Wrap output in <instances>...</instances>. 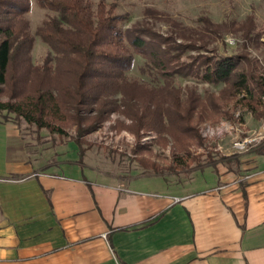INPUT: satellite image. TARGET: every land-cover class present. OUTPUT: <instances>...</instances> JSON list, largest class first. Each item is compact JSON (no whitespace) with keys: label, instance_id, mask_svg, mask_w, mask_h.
Wrapping results in <instances>:
<instances>
[{"label":"crops","instance_id":"obj_1","mask_svg":"<svg viewBox=\"0 0 264 264\" xmlns=\"http://www.w3.org/2000/svg\"><path fill=\"white\" fill-rule=\"evenodd\" d=\"M23 122L0 120V264H264V140L116 170L87 151L38 163Z\"/></svg>","mask_w":264,"mask_h":264},{"label":"trees","instance_id":"obj_2","mask_svg":"<svg viewBox=\"0 0 264 264\" xmlns=\"http://www.w3.org/2000/svg\"><path fill=\"white\" fill-rule=\"evenodd\" d=\"M31 1L0 0V95L8 96L0 100V112L12 115L6 119L60 136L68 135L66 125L75 123L72 138L79 145L110 113L121 112L133 121L128 129L137 135L153 130L160 135L154 142L161 146L173 141L168 169L175 172L229 158L211 153L200 159L189 149L204 142L195 119L229 113L221 101L227 104L236 97L250 110L263 106L257 113L264 114V74H254L252 62L243 63L240 55L188 53L194 43L177 42L145 26L126 27L128 15L115 12L116 6L104 0H37L45 14L33 28ZM250 33L261 37L256 27L244 31L245 37ZM37 37L48 49L35 63ZM137 52L147 57L143 70L150 80L128 73ZM183 77L224 86L219 95L208 88L198 93L196 86L187 87L186 94L179 85ZM262 150L264 141L251 148Z\"/></svg>","mask_w":264,"mask_h":264},{"label":"rangeland","instance_id":"obj_3","mask_svg":"<svg viewBox=\"0 0 264 264\" xmlns=\"http://www.w3.org/2000/svg\"><path fill=\"white\" fill-rule=\"evenodd\" d=\"M98 1L93 0V3ZM104 1L108 5L114 4L115 12L128 15L126 27L145 26L162 35L172 37L177 42L194 43L195 48L188 51L193 55L210 56L214 53L220 56L240 55L243 57L242 62H252L254 74H264V0ZM37 4V0H32L28 13L33 28L41 23L45 14L44 9ZM253 27H256L261 35L260 39L257 38L258 40L253 36L254 32L250 33L249 37L244 35V31H250ZM47 49L48 46L37 37L32 51L35 63L42 61ZM135 56L134 65L128 73L141 80H150V75L143 70L147 57L140 52H137ZM245 57L249 59L246 60ZM160 81L164 82V79L160 78ZM179 85L186 94L187 87L196 86L198 93L204 94V89L208 88L219 95L224 83L214 85L183 77ZM239 96L241 94H237V97ZM7 99V95H0V100ZM220 104L223 111L228 110L229 113H216L213 118L194 120L195 124L198 123L197 126L204 142L200 145L193 143L189 149L193 154H198L200 159H205L211 153L216 156L223 155L229 150L231 137H233L230 131L217 134L211 128L206 129L207 126L216 128L228 122L239 126V130H236L234 134L256 135L264 120V114L257 113L263 110V106H259L258 111H253L247 105L238 102L236 97L231 98L227 104L224 100ZM92 113L94 111L89 112V114ZM6 118H12V115L5 117L0 112V120ZM131 124L133 121L123 113L112 112L98 128L86 133L80 140L82 144L79 145L72 138L76 136L77 127L71 122L66 125L68 135L60 136L50 132L47 128L37 129L35 125L27 122L21 124V131L25 133L28 140L29 157L38 160V163H46L62 156L71 157L77 155V152L83 154L87 151L90 155H95L97 160L102 159L104 165L110 169L119 170L134 166L153 167L154 164L149 163H154V160L159 164L155 167L170 170L168 166L173 159V141L170 140L161 146L154 142L155 136L160 138L158 132L142 130V135L139 136L133 130L128 129V125ZM179 171L188 172L183 169Z\"/></svg>","mask_w":264,"mask_h":264},{"label":"built area","instance_id":"obj_4","mask_svg":"<svg viewBox=\"0 0 264 264\" xmlns=\"http://www.w3.org/2000/svg\"><path fill=\"white\" fill-rule=\"evenodd\" d=\"M223 124L226 123H222L221 126H216V128L212 126H207L206 129L211 128L213 131L215 130L217 134L223 133L225 131H230L233 134V137H231V143H230L231 146L229 150L225 152L226 154L233 153L235 151L239 152V151L247 150L248 147L256 140L264 139V120L263 122H261L259 126V132L256 133V135L247 134L244 136H240L239 134H234L236 133L235 132L236 130H239V126H235L227 122L226 126L222 127Z\"/></svg>","mask_w":264,"mask_h":264}]
</instances>
